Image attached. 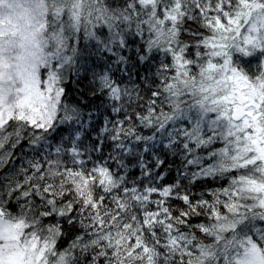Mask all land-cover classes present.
I'll list each match as a JSON object with an SVG mask.
<instances>
[{
    "label": "snow or ice",
    "instance_id": "obj_1",
    "mask_svg": "<svg viewBox=\"0 0 264 264\" xmlns=\"http://www.w3.org/2000/svg\"><path fill=\"white\" fill-rule=\"evenodd\" d=\"M0 264H264V0H0Z\"/></svg>",
    "mask_w": 264,
    "mask_h": 264
},
{
    "label": "trees",
    "instance_id": "obj_2",
    "mask_svg": "<svg viewBox=\"0 0 264 264\" xmlns=\"http://www.w3.org/2000/svg\"><path fill=\"white\" fill-rule=\"evenodd\" d=\"M133 47H135V45H133ZM258 63L257 60H252L251 61V66L253 68V70H255V66L256 64ZM156 64V61H153V67L155 66ZM139 69H140V76L143 77L144 75H149L151 76V73H146L144 71V66L143 65H140L139 66ZM134 72L136 71L135 69L133 70ZM81 77H84V73L81 72ZM91 74L89 73L88 76L86 78H82L80 80V83L77 84L75 83V81H73L71 84L68 85V90L70 93H72L73 97L75 99H78V100H81L82 102L85 101V98L86 97H91V92H90V89L91 87L93 86L91 83ZM143 87V85H142ZM74 89H79L78 92H75L73 91ZM80 93H84L85 95L84 96H81ZM98 126H99V122H97ZM24 152L26 153H31L32 152V149L31 148H28V147H25L24 148ZM5 171H7V169H5ZM164 172H167L168 175L166 176V179L171 182L172 180V177L174 175V172L170 171V166L168 167H165L163 169ZM220 183H223V182H220ZM220 183H217V182H209V183H206L204 184L202 187L201 186H198L196 188L193 189V191L195 192H200V191H203L205 189H214V188H218L220 187ZM67 241H65L66 243Z\"/></svg>",
    "mask_w": 264,
    "mask_h": 264
}]
</instances>
